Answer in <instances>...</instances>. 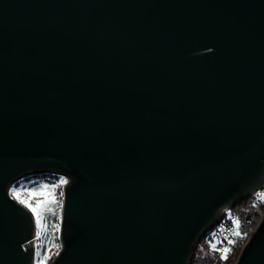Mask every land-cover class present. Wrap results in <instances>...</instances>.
<instances>
[{
	"label": "water",
	"instance_id": "water-1",
	"mask_svg": "<svg viewBox=\"0 0 264 264\" xmlns=\"http://www.w3.org/2000/svg\"><path fill=\"white\" fill-rule=\"evenodd\" d=\"M47 174L51 264H191L264 189V0H0V264H34L10 190ZM234 264H264V211Z\"/></svg>",
	"mask_w": 264,
	"mask_h": 264
},
{
	"label": "rangeland",
	"instance_id": "rangeland-1",
	"mask_svg": "<svg viewBox=\"0 0 264 264\" xmlns=\"http://www.w3.org/2000/svg\"><path fill=\"white\" fill-rule=\"evenodd\" d=\"M42 176V177H40ZM25 179V178H24ZM22 179L16 188H11L16 192H20L21 198L29 200L28 193L31 191H40L47 186V192L52 193L54 191L55 199H50L45 196H36L32 197L29 200L33 206L36 205L37 200H41L44 203L38 208V211L41 213L43 219L41 220V225L43 227H38L36 223V216L25 204L28 211L32 214L35 222L36 228V253L39 252L41 255L38 257L35 255L34 264H37V261L42 259L45 255L48 256V259L45 261V264H51L53 259L57 256L59 251L62 248V243L60 240L61 235V226H62V216H63V206H64V188L66 183L61 184V181H67V178L59 175H39V176H30L25 180ZM13 191V192H14ZM62 193V195H61ZM15 199V198H14ZM51 208L52 211L49 212L48 209ZM237 210V209H236ZM238 213L240 212L237 210ZM40 233L37 236V233ZM58 246V247H57ZM50 250V251H49ZM240 252V251H239ZM239 254V253H238Z\"/></svg>",
	"mask_w": 264,
	"mask_h": 264
},
{
	"label": "built area",
	"instance_id": "built-area-1",
	"mask_svg": "<svg viewBox=\"0 0 264 264\" xmlns=\"http://www.w3.org/2000/svg\"><path fill=\"white\" fill-rule=\"evenodd\" d=\"M245 200L248 201L244 207V210L249 208L254 211H264V189L256 191L251 197ZM234 206H229L223 209L220 220L208 231V233L203 238L210 249L216 253L218 259H222V253L220 249L231 247V251L228 253L229 255L235 252L237 249H241L250 235L244 229V225L240 219V214L236 208H234ZM237 221L239 222L238 230L242 234L247 233V236L243 240H240L239 237L233 235V232L237 230ZM229 240H235L237 242L233 245H229ZM35 241L36 238L34 239V244ZM212 245L216 246V250L212 248Z\"/></svg>",
	"mask_w": 264,
	"mask_h": 264
},
{
	"label": "trees",
	"instance_id": "trees-1",
	"mask_svg": "<svg viewBox=\"0 0 264 264\" xmlns=\"http://www.w3.org/2000/svg\"><path fill=\"white\" fill-rule=\"evenodd\" d=\"M19 183L20 182H16L12 186V188L13 189L16 188V186ZM13 191L14 190L10 192L12 197H13L12 195ZM247 201L248 200H245L239 204H236L234 208L240 211L239 212L240 219L242 221V224L244 225V229L247 231L248 234H251L252 231L255 229L258 221L260 220L263 212L261 210L254 211L249 208L244 210ZM239 251L240 249H237L235 252L229 254L227 259H218L216 253L210 249V247L205 243L204 240H202L198 244L194 252V255L191 260V264H234L237 259Z\"/></svg>",
	"mask_w": 264,
	"mask_h": 264
},
{
	"label": "snow or ice",
	"instance_id": "snow-or-ice-1",
	"mask_svg": "<svg viewBox=\"0 0 264 264\" xmlns=\"http://www.w3.org/2000/svg\"><path fill=\"white\" fill-rule=\"evenodd\" d=\"M64 183H67V181H64L62 180L61 181V184H64ZM13 195V198L19 200L21 203L25 204L27 207H29V209L33 212V214L36 216V223H37V226L38 227H43L41 225V220L43 219L41 213L38 211V208L44 203L43 201L41 200H37L36 202V205L33 206L31 203H29V200L32 198V197H36V196H45V197H48L50 199H55V194H54V191L52 193H48L47 192V186H44V188L40 191H31L29 192L27 195L29 197V200H25V199H22L21 198V193L20 192H16L14 191L12 193ZM62 195V193H61ZM49 212L52 211L51 208L48 209ZM238 226H239V222L237 221V230L235 232H233V235L236 236V237H239L240 240H243L246 236H247V233H241L239 230H238ZM40 233L38 232L37 233V236H39ZM237 241L235 240H229L228 243L229 245H233L235 244ZM58 247V246H57ZM212 248L214 250H216V246L215 245H212ZM50 251V250H49ZM222 255H221V258L222 259H227L228 258V253L231 251V247H226L224 249H220ZM36 255L39 257L41 254L39 252L36 253ZM48 259V256L45 255L42 259L38 260L37 261V264H45V261Z\"/></svg>",
	"mask_w": 264,
	"mask_h": 264
},
{
	"label": "bare ground",
	"instance_id": "bare-ground-1",
	"mask_svg": "<svg viewBox=\"0 0 264 264\" xmlns=\"http://www.w3.org/2000/svg\"><path fill=\"white\" fill-rule=\"evenodd\" d=\"M35 243H36V241H35Z\"/></svg>",
	"mask_w": 264,
	"mask_h": 264
}]
</instances>
